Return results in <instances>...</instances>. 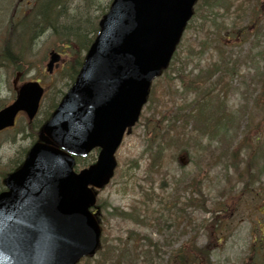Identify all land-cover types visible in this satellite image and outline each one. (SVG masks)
<instances>
[{"label":"rangeland","instance_id":"1","mask_svg":"<svg viewBox=\"0 0 264 264\" xmlns=\"http://www.w3.org/2000/svg\"><path fill=\"white\" fill-rule=\"evenodd\" d=\"M35 2L0 0V40L18 22L22 30L23 17H32ZM202 2L199 0L195 7L191 29L179 44V61L175 60L167 74L173 78V68H178L188 82L190 74L202 70L205 73L201 77H206L208 65L218 59L213 48L220 40L226 57L240 58L237 68L233 63L232 68L237 71L229 79L223 104L222 110L226 109L228 115L215 112L220 121L214 136L198 133L185 143H175L176 149L170 155L157 159L155 168L159 172L155 173L150 169V157L156 158L151 139L154 121L148 127L144 121L152 116L158 118L154 109L162 103L156 98L146 105L139 122L117 149L113 178L97 193L102 220L101 250L80 264H170L172 253L191 239L210 250V264H261L264 260V248L260 249L264 246V0L246 2L244 8L250 9L246 16L240 14L238 0H220L209 13L200 7ZM229 2L232 6L226 13L223 6ZM109 3L110 0H70L58 15L64 14L61 19L57 17V28L62 24L96 28ZM252 16L258 19L254 37L249 33ZM200 25L204 26L203 31H209L204 41L203 31L196 30ZM219 25L225 31L219 33ZM52 33L49 28L39 30L33 44L25 36L12 40L25 61L33 63L29 71H16L8 63L0 65V109L15 98L12 80L17 72L23 73L19 84L40 80L46 89L39 113L30 125L21 114L13 129L0 133V176L22 162L37 139L33 129L37 132L71 85L64 71L67 57L63 52L58 68L51 74L45 71L48 54L60 53L54 48L60 40ZM93 37L94 34L88 35ZM167 74L158 78L153 88L170 93L163 98L164 112L170 113L173 103H187L190 93L181 94L178 83L171 79L166 82ZM216 79L215 76L212 81ZM173 90L179 93L174 94ZM96 156L92 153L84 162L90 164ZM1 179L2 176L0 190L4 188ZM198 189L200 196L195 194ZM190 196L199 198L198 204L183 206ZM148 203L151 205L146 211L144 206ZM182 210L186 214L183 220ZM214 217L224 222L212 235L209 224Z\"/></svg>","mask_w":264,"mask_h":264},{"label":"water","instance_id":"2","mask_svg":"<svg viewBox=\"0 0 264 264\" xmlns=\"http://www.w3.org/2000/svg\"><path fill=\"white\" fill-rule=\"evenodd\" d=\"M195 2L113 1L75 84L44 125L41 142L5 179L0 264H75L94 253L100 229L88 211L95 203L89 186L102 188L112 177L114 152L137 121L151 81L168 65ZM58 59L52 55L49 72ZM42 92L36 83L22 86L15 102L0 111V130L12 126L19 111L31 120ZM95 147L96 163L73 172V156Z\"/></svg>","mask_w":264,"mask_h":264},{"label":"trees","instance_id":"3","mask_svg":"<svg viewBox=\"0 0 264 264\" xmlns=\"http://www.w3.org/2000/svg\"><path fill=\"white\" fill-rule=\"evenodd\" d=\"M69 1L70 0H36L35 5L32 8V17H23L22 30L21 24L18 22V25L9 29L2 40H0V65L8 63V65L16 67V71H29L33 63L31 61H25L22 57L20 48L15 47L12 40L16 41L23 39L25 36L27 42L29 44H33L39 36H37L38 31L40 30L41 32L45 28H49L53 30L52 36L60 40L54 45V48L56 50H60L66 55L67 61L64 71H67V76L73 83L83 64L85 53L97 34L98 23L96 28L88 27L86 24H62L59 28H57V17H60L61 19L64 14L60 16L58 15L62 12L63 7H65ZM86 1L89 0H85V2ZM219 1L220 0H203L200 7L205 8L206 12L209 13L214 7L219 5ZM249 1L253 2L254 0H242L240 2L241 4L238 8H242L240 12L241 15L246 16L250 12V9L246 11L244 8L245 3ZM231 5V3H228V5L223 6L226 13L229 12ZM254 19L255 18L252 16V24L255 23ZM59 23L60 22H58V24ZM188 27H190V25ZM203 27V25H200L196 27V30L203 31ZM224 30L225 28L222 25H219L218 32L221 33ZM208 33L209 31H203V41L208 38ZM89 34H94V37L92 39L88 38ZM252 34L254 36V32ZM197 46L199 48L202 47L198 44ZM220 50L221 49L217 48L218 58L222 59L223 53ZM175 57L174 59L179 61L180 56L177 59ZM1 62L3 63L1 64ZM217 64H219L217 66L220 68L225 69L220 70L216 67V64L213 63L209 67L210 70L206 71V77L204 75L201 77V75L205 73L201 72L190 78L189 82L186 81V76H183V72L178 71V68H173L176 72L173 76L174 79L171 78L172 76L170 74H167L171 67L163 72V74H167L165 79L166 82L171 79L173 82L178 83V89H181L182 91L180 92L181 94H184L185 92L190 93V98L187 103L183 101L179 105H175L174 102L170 113L164 112L166 104L163 102V98H165V96L168 97L170 93L165 91L160 92L162 88L159 90H157L156 87L153 88L156 84L152 87L148 101L153 103L157 98L158 101H161L162 103L161 106L154 109V114L158 115V118L152 116L151 119L145 118L144 121L147 127L149 124H153L154 121V132L151 133V139L153 140L152 143H154L153 149L156 158L153 156L150 157V169H152L155 173L159 172V169L155 168L157 159H161L163 155L165 157L166 153L170 155V153L176 149L175 143H185L190 137H192V135H196L198 133H201L202 136L204 134L214 136L218 130L217 123L220 121L219 115L215 112H222L221 114H223L224 117L228 115V111L226 109L224 111L222 110L224 106L222 102L219 104V101L220 98L224 101L228 90L229 79L234 76V72L233 68H229L227 64ZM171 65L174 66V63H171ZM236 65L237 62H235V66ZM219 70L221 71V74L216 80L212 81L216 71ZM215 89L218 90L217 93H214L216 91ZM173 92L175 94L178 90H173ZM167 115L170 116L167 117ZM1 176L4 177V174H1ZM196 192L197 193L195 194L200 196V189ZM146 197L148 200L150 199L149 194H146ZM198 202L199 198L194 199L190 196L187 198L186 202L183 203V206H186L187 204L196 205ZM150 205L151 203H148L144 206L146 211ZM213 215H215V213ZM184 218H186V214L183 211L182 220ZM221 219L222 218L214 217L213 221H211L209 225H212V227L216 225V227H220L222 226L221 223L224 222V220L221 221ZM187 224L190 227V222ZM211 231L214 233L213 228H211ZM170 264H210V251L204 247L202 248L197 246L193 239H191L172 253Z\"/></svg>","mask_w":264,"mask_h":264}]
</instances>
